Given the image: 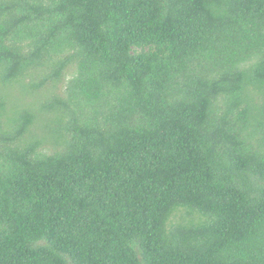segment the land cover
Returning a JSON list of instances; mask_svg holds the SVG:
<instances>
[{"label": "trees", "instance_id": "1", "mask_svg": "<svg viewBox=\"0 0 264 264\" xmlns=\"http://www.w3.org/2000/svg\"><path fill=\"white\" fill-rule=\"evenodd\" d=\"M0 264H264V0H0Z\"/></svg>", "mask_w": 264, "mask_h": 264}]
</instances>
